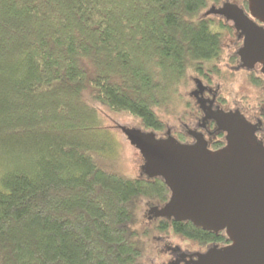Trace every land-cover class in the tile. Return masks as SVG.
<instances>
[{
	"label": "trees",
	"instance_id": "1",
	"mask_svg": "<svg viewBox=\"0 0 264 264\" xmlns=\"http://www.w3.org/2000/svg\"><path fill=\"white\" fill-rule=\"evenodd\" d=\"M222 1L0 0V146L28 159L0 177V264H144L164 226L140 225V199L170 189L113 168L100 108L157 132L184 116L232 29L206 12Z\"/></svg>",
	"mask_w": 264,
	"mask_h": 264
},
{
	"label": "water",
	"instance_id": "2",
	"mask_svg": "<svg viewBox=\"0 0 264 264\" xmlns=\"http://www.w3.org/2000/svg\"><path fill=\"white\" fill-rule=\"evenodd\" d=\"M249 9L264 20V0H249ZM210 11L234 22L244 34L239 49L244 64L254 67L260 62L264 72V27L231 1ZM211 115L226 132V143L216 149L199 136L187 143L171 134L158 137L152 130L121 128L143 155V172L163 177L170 189L169 200L151 212L229 232V245L209 248L194 264H264V144L256 137V125L239 110Z\"/></svg>",
	"mask_w": 264,
	"mask_h": 264
},
{
	"label": "flooded vegetation",
	"instance_id": "3",
	"mask_svg": "<svg viewBox=\"0 0 264 264\" xmlns=\"http://www.w3.org/2000/svg\"><path fill=\"white\" fill-rule=\"evenodd\" d=\"M224 2L226 1L223 0L220 5H214L212 8L220 7ZM240 6L243 7L244 11L251 19L257 22L258 25L264 27V20L250 13L249 0L247 5L243 3ZM211 14L219 15L224 22L232 26V29L228 30V32L235 34L234 44L236 46H233L234 49L230 51L227 56H224L222 52L218 59L217 77L223 78L222 75L220 76L222 66L230 69L228 73L230 77H233L236 71H240L243 72L242 76H244V80L246 78L250 85L259 88L261 92H263L264 72L261 70L262 63L256 62L254 67H248L244 64V60L239 54V49L243 44L244 34L234 26L232 20L226 18L223 14L214 12ZM213 75L214 74H212L210 70H204L203 74L194 76L193 82L195 86L189 91L192 97L191 107L187 109L184 116L173 119L174 121L171 122L168 121L167 127H165L164 131H161L162 134H171L181 142L187 143L196 142L199 136L201 139L207 141L208 147L216 149L215 145L223 142L224 145L226 143V132L218 127L216 119L211 115V112L219 110H239L248 121L256 125V137L264 144V96L256 99L254 105L251 100H235L232 96H227L222 93V84L216 81ZM252 77L260 83H253L251 80ZM235 81L233 82L234 86H236ZM214 82L218 84L215 85ZM229 102L234 103L230 105L228 104ZM142 174L145 173L142 171ZM170 195L164 202L153 199L144 200V202L148 204L149 222H157V220L162 218L161 222L164 226L161 232L163 235L159 236L161 240H164L162 248L160 249L157 247V249H155L157 253L154 252L152 259H156L158 254H161L162 249H164L163 252L167 255V259L161 262H155V264H194V261L199 258L200 253L212 247L221 248L227 246L232 242L226 228L219 230L200 228L201 230H197V232L201 233L200 236L190 235L174 230L173 223L177 220L169 217L157 216L154 211H150L154 206H163L169 200ZM177 236L180 237L181 240L174 241ZM208 264L212 263L208 262Z\"/></svg>",
	"mask_w": 264,
	"mask_h": 264
},
{
	"label": "rangeland",
	"instance_id": "4",
	"mask_svg": "<svg viewBox=\"0 0 264 264\" xmlns=\"http://www.w3.org/2000/svg\"><path fill=\"white\" fill-rule=\"evenodd\" d=\"M224 1H231L234 3H237L238 5H242V0H224ZM214 5H210L206 12L209 14L213 13L210 11ZM235 34H231L228 31L225 32L224 38H223V55L227 56L230 51H232L234 48L233 46H236L234 44ZM218 71V70H217ZM217 71L212 72L213 78L216 79V81L221 82L222 84V93L224 95H229L237 99H246L247 101H250L255 104L256 99H259V97L264 96V91L261 92V90L253 85H250L247 79L245 78L243 72L236 71V76L233 77L228 76L230 69L226 67H221V74L223 78L217 77ZM224 74V75H223ZM200 74H194L191 76V83L187 87L186 94L189 95V98L192 99L191 94L189 93L190 89L194 87L193 78L194 76H199ZM225 77V78H224ZM237 80V81H235ZM235 81V85H233V82ZM214 84H218L217 82H214ZM187 95V96H188ZM245 96V97H244ZM234 102H229L228 104L233 105ZM255 107V106H253ZM101 118L103 119V125L108 128V137H99L101 140L102 146H107L106 153L107 158L114 169L117 171L126 173L128 175L137 176L142 174V164L144 162L143 155L141 154L140 150L132 144L129 139L124 135L121 126H131V127H138L142 130L150 131L151 129H143L142 127L138 126L139 123L137 119H135L133 116L129 115L128 113H121V112H115L110 109H108L105 106H101ZM173 116H170L168 120L174 121ZM167 127V125H166ZM165 129V128H164ZM161 130V131H164ZM154 131V130H152ZM161 131H154L158 137H164L167 135H163ZM30 144V143H29ZM28 144V147H29ZM23 149L26 150L23 147H12V146H0V177L3 173V171H6L16 165H19L21 163L28 164V159L26 160L25 156L24 159H22V152ZM26 154V153H25ZM22 155V156H21ZM1 180H0V188H1ZM145 199H149L146 197H141L140 199V225L146 224H152L153 222L150 221L149 217V210H148V204L144 202ZM155 223V222H154ZM154 239L151 241L149 246L147 247L146 254L144 256L143 262L144 264H155V262H161L167 259V255L163 252L164 249H162L161 254H158V257L156 259H152L155 249L159 247L162 248V244L164 240L160 239V235L162 236V233H155ZM165 236V235H164ZM181 240L180 237H176L174 241Z\"/></svg>",
	"mask_w": 264,
	"mask_h": 264
}]
</instances>
